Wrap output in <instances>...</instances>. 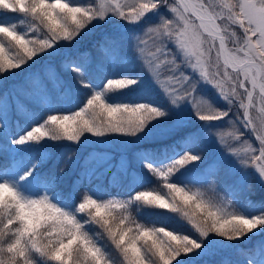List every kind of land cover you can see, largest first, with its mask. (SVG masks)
Segmentation results:
<instances>
[{"label": "snow or ice", "instance_id": "1", "mask_svg": "<svg viewBox=\"0 0 264 264\" xmlns=\"http://www.w3.org/2000/svg\"><path fill=\"white\" fill-rule=\"evenodd\" d=\"M221 13L210 11L203 4H189L185 0H97L96 6L84 7L71 0H0V153L7 140L11 145H25L39 142L44 138L67 140L76 143L84 134L103 137L108 134L135 137L142 133L153 121H160L167 113L163 107H153L148 103L136 105L109 104L105 97L109 93L131 88L145 72L152 70L156 54L161 52L165 37L173 34L174 20L184 21L180 47L187 53L190 46L199 42L198 34L191 31L189 22L181 9L191 11L200 21V28L214 38H219L220 49L224 54V64L238 71L243 79H237L231 89L217 83L223 99L232 104L241 99L238 89H243L247 103L241 102L243 119L251 125L248 109L253 106V90L259 88L264 96V0H241L239 8L232 7L231 0H220ZM167 8V12L164 9ZM22 14L9 16L8 14ZM114 16L126 25L142 28L139 34L130 35L126 46L139 62L141 72L136 79L127 75L106 78L101 90H93L85 83V70L95 64L103 72L115 70L126 60L122 58V42L119 38L103 36L93 48L66 56L59 63L42 64L39 69L26 73L24 80L15 86H9L6 74L24 70L29 62L47 57L63 45H71L93 21H104ZM226 16L232 24L243 31L242 41H234L232 50L225 49V38L220 35L216 23L218 18ZM30 18V19H28ZM25 25L32 34L40 33L38 39H29L16 23ZM236 33L234 32V37ZM151 43V48L149 44ZM155 49V52L152 51ZM95 53V55H94ZM159 65L157 64V67ZM69 72L90 94L86 103L73 115H52L42 124L33 127L19 139L15 136L16 117L31 118L30 106L36 104L47 108L52 104L53 92L61 93L62 74ZM207 78V73H203ZM155 85L163 84L160 76L153 72L150 76ZM225 78L227 74L225 73ZM172 78H168L171 82ZM178 88L163 87L162 94L171 107L186 100L192 105L198 120L206 125L221 121L227 117V111H214L209 104L198 100L194 95L196 87L188 76L181 74L176 80ZM248 85H251V90ZM264 111V109H262ZM70 120L72 127L61 135H50L51 126ZM170 130L163 128L160 134L168 135ZM219 146L232 155L239 152L231 145H225L223 134L216 129L212 132ZM260 142L259 155L255 148L245 149V157L239 159L241 165H247L264 181V135H257ZM199 141L187 138L184 144L189 147L182 155L172 159L163 167L145 164L147 170L161 177L168 189V196L151 191H138L130 199L122 202L94 199L89 194L78 196L71 203L60 201L44 190L33 196L19 191L10 180L16 178L11 170H2L3 182H0V264H118L105 246L99 244L97 237L104 236L123 257V264H178V259L188 256L201 245L187 236L166 227H149L136 222L129 209L135 202L171 213H182L195 233L203 239L209 234L223 237L229 241H239L256 229H264V213L245 218L239 214L225 211L216 200L204 193L191 191L188 183H207L216 185L215 170L209 169L205 179L186 182L183 185L169 182V176H175L181 169L201 160V154L195 150ZM166 169V170H165ZM63 171V169H61ZM31 169L19 175L20 181H27ZM222 199V198H221ZM56 200V202H52ZM160 219L167 222L170 217L161 213ZM148 224H154L145 217ZM92 226L100 229L92 235ZM246 264H264V244L242 251Z\"/></svg>", "mask_w": 264, "mask_h": 264}, {"label": "rangeland", "instance_id": "2", "mask_svg": "<svg viewBox=\"0 0 264 264\" xmlns=\"http://www.w3.org/2000/svg\"><path fill=\"white\" fill-rule=\"evenodd\" d=\"M190 1L195 4H203L215 13L224 11L220 7V0ZM71 2L94 8L97 0H71ZM169 3L174 5L176 0H169ZM164 11L167 12V8ZM181 12L189 22L191 31L198 34L199 42L190 46L189 51L186 53L178 42V37L182 39L181 31L184 27V21L177 20L172 13L168 12V16L174 20L172 25L173 34L171 37L164 38L165 43L161 52L156 54L157 59L153 61L152 70L149 71L145 68L143 75L131 88L109 93L105 97V102L109 104L136 105L148 103L153 107H163L167 113L166 117L160 121H153L146 126L142 133L137 134L135 137L116 134L95 137L84 134L76 143L67 140H52L46 137L39 142L11 145V147H8L11 141L7 140L0 156L9 160L10 168L8 170L17 174L16 178L10 180L9 183L14 184L19 191L26 195L35 196L38 193L43 194L44 190H48L60 201L70 196L69 194L74 192L81 184H84L85 191L88 193L83 191V194H89L90 196V193H95L96 196H91L94 199L122 202L126 201V198L107 194L104 190L105 187L110 189L129 183L131 191L139 189L154 193L156 187L150 185L152 184V176L155 174L150 173L145 164H150L153 167H163L165 164L170 163L172 159L177 158L178 155H182L183 151L189 147L184 144L187 138H194L199 141L198 145L195 146V150L201 154V160L195 162L194 165H189L186 169H181L175 176H169V182L183 185L197 179L203 180L207 177L208 170L214 169L216 182L214 187L212 181L188 183L187 187L191 191L202 192L206 197L213 198L225 211L233 214L251 218L253 215L264 213L262 205L246 200L247 196H245L250 176L256 179L261 192H264V182L259 180L254 169L239 163V159L246 158L245 149L255 148V155H259L260 152L261 145L257 135H264V123H261L262 118H264V111H262L264 104L260 101L261 95L258 94L257 88L253 90L254 103L248 109L251 116V125L245 127L248 122L243 119L245 110L240 106L241 102L247 103L244 90L238 89L241 99H235V103L228 104L223 99L220 88L217 86L218 82L223 81L224 88L231 89L232 84L237 79H243L242 75L238 71H233L231 67L225 66L224 54L221 52L218 37L214 38L203 33L192 15L188 12L184 13L183 9H181ZM8 15L21 16V19H24L22 14L19 13ZM16 23L27 33L29 39L41 37L40 33L33 35L25 25H20L19 20ZM216 23L225 38L227 50H232L235 47L234 41H242L244 35L242 29L238 25L230 23L226 16L218 18ZM226 28L230 32H235L236 36H229L225 31ZM141 31L142 28L126 25L123 21H119L111 15L107 16L104 21H93L71 45L61 46L56 52H50L47 57L36 59L35 63L29 62L24 70L18 69L14 74H6L8 84L9 86L20 84L26 73L39 69L42 64L59 63L66 56L70 58L72 53L92 49L93 45L105 35L121 40V54L126 62L115 70L109 71L106 68L103 72L97 70L95 64H93L85 70L84 82L93 90H101L102 82L106 78L127 75L129 78L136 79L141 72V67L126 44L130 35L139 34ZM79 44L84 45L79 46ZM149 47L151 48V43ZM152 51L155 52V49L152 48ZM153 72L157 73L160 80L165 83L155 85L150 77ZM205 72L208 74L207 78L203 75ZM182 73L187 75L196 87L194 95L197 96L198 100L209 104L214 111H227L229 115L222 117L221 121H214L206 125L197 119L192 105L187 100L176 107L169 106L162 94L163 87L178 88L180 85L176 83V80ZM225 73L227 78H225ZM169 77L172 78L171 82H168ZM62 80V95L53 92L52 104L49 107L42 108L34 104L30 106L32 114L30 119L23 116L16 117L17 124L14 129L17 133L16 139H19L21 135H24L33 127L42 124L49 116L73 115L74 112L83 107L84 102L86 103V97L90 94L89 90L83 88L69 72L62 74ZM248 87L251 90V85H248ZM3 127V122H0V128ZM163 128L169 129L170 133L168 135L160 134V130ZM216 129L223 134L225 145H231L238 150V157L234 158L222 149L224 146H219L214 135H212V132ZM39 162L38 170L33 172V167H37ZM49 162L55 165L63 164V171H60L57 175V180L60 181L59 185H61L60 190L62 189L63 192L62 195L56 188L50 190L40 186V176L43 170L39 167L41 165L43 169ZM29 169H31V175L27 177V181H20L19 175ZM155 177L162 179L157 175ZM165 192L169 195L168 189ZM52 202H56V200ZM139 205L141 211H144V217H150L153 223L158 220L160 227H166L180 235L187 236L201 245L199 249L189 253L188 256L179 258L178 264H202L217 258L220 259L218 264H246L241 252L250 251L254 246L258 247L264 244V231L259 228L236 242L225 240L214 233L201 239L190 223H186L180 229L175 219H171L173 213L168 212L166 209L153 208L142 202ZM147 211H152L153 214L151 215ZM163 212L170 217L167 222L160 219ZM140 218H135L136 222L147 223L145 218ZM119 264H123V261H120Z\"/></svg>", "mask_w": 264, "mask_h": 264}, {"label": "trees", "instance_id": "3", "mask_svg": "<svg viewBox=\"0 0 264 264\" xmlns=\"http://www.w3.org/2000/svg\"><path fill=\"white\" fill-rule=\"evenodd\" d=\"M102 33L105 34L104 32H102ZM84 44H79V46L84 45ZM233 103H235V99H234ZM234 119H237V118H234ZM38 164H40V162L37 163V167H33V170H32L33 172L34 171L36 172L38 170ZM62 165L63 164H61V163L55 165L54 163L49 162V164H47L46 167H44L43 169H42V166L40 165L39 168L41 170H43L41 173V176H40V186H43L44 188H47L50 190L56 188L57 191H60V194L62 195L63 194L62 189L60 190L61 185H59L60 181L57 180V175L61 171V169L63 167ZM64 167H66V165H64ZM9 168H10L9 160L4 159V157L0 156V169L8 170ZM249 179L250 180L248 181V185H247L246 192H245V194H246L245 196H247L246 200L251 201L253 203H259L260 205L263 206V209H264V192H261V189L258 187V182L256 181V179L253 176H250ZM0 182H3V173H0ZM164 183H165V181L163 179H160V178L157 179L155 177V175H153L152 176V184L150 186L156 187V191L154 193H159L160 195L168 196V194L165 192L167 189L164 187ZM104 190H106L107 194L114 195V196H120V197L126 198V200L130 199V197L134 196L138 191H143V190H139V189H136L137 191H131L129 183L121 185L120 187H113L110 189L105 187ZM83 191H85V185L81 184V186H79L77 189H75L74 192H71L69 194L70 196L65 197V199H61V201L71 203L72 200L73 201L76 200L78 196H82ZM85 193H88V192L85 191ZM90 196L94 197V196H96V194L90 193ZM61 197H63V196H61ZM139 204H140V202L133 201V204L129 209V213L136 219H138L140 217L145 218L143 215L144 211H141ZM161 210H165V209H161ZM147 212H149L151 215L153 214L152 211H147ZM164 213L165 212H163V214ZM171 219H175V222L179 225L180 229L182 228V226H185L186 223H188L187 219L184 218L182 213H179V212L173 213L171 216ZM144 224H146V226H149V227H160V222L158 220H156L154 222V224H148L145 222H144ZM260 230L264 231V229H260ZM99 232H100L99 228L92 226V235H96ZM243 238L241 237L240 240H242ZM97 239H98V242L100 245L105 246L107 248V250L109 251L111 256L115 259V261L118 262V264L120 263V261H123V257L114 248V246L107 239V237H104L101 235V236H98ZM234 242H236V241H234ZM219 260L220 259L217 258L211 262H203L202 264H218Z\"/></svg>", "mask_w": 264, "mask_h": 264}, {"label": "clouds", "instance_id": "4", "mask_svg": "<svg viewBox=\"0 0 264 264\" xmlns=\"http://www.w3.org/2000/svg\"><path fill=\"white\" fill-rule=\"evenodd\" d=\"M231 2H232V7L234 9H238L241 0H231ZM229 22L232 23V21ZM225 31L228 33L229 36L234 37V32H230L227 28L225 29ZM260 101L262 104H264V96L260 97ZM261 123H264V118H262ZM71 127L72 124L70 120H66L62 124L60 122H57L51 126L50 132L48 134L53 136L61 135L62 133L67 132Z\"/></svg>", "mask_w": 264, "mask_h": 264}, {"label": "water", "instance_id": "5", "mask_svg": "<svg viewBox=\"0 0 264 264\" xmlns=\"http://www.w3.org/2000/svg\"><path fill=\"white\" fill-rule=\"evenodd\" d=\"M185 1H186V3L189 2V0H185ZM188 13L191 14V15L194 17V19L198 22V24L200 25V21L196 18V16L193 15L191 11H188ZM201 30H202L203 33L208 34V33L205 32L202 28H201ZM220 35L222 36L221 32H220ZM218 39H219V38H218ZM224 42H225V41H224ZM225 49L227 50L226 43H225ZM257 90H258V93L260 94V90H259V88H257Z\"/></svg>", "mask_w": 264, "mask_h": 264}, {"label": "bare ground", "instance_id": "6", "mask_svg": "<svg viewBox=\"0 0 264 264\" xmlns=\"http://www.w3.org/2000/svg\"><path fill=\"white\" fill-rule=\"evenodd\" d=\"M189 4H195L194 2L190 1Z\"/></svg>", "mask_w": 264, "mask_h": 264}]
</instances>
